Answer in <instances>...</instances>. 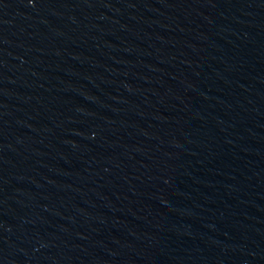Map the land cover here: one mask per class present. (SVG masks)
Listing matches in <instances>:
<instances>
[{"label": "water", "instance_id": "water-1", "mask_svg": "<svg viewBox=\"0 0 264 264\" xmlns=\"http://www.w3.org/2000/svg\"><path fill=\"white\" fill-rule=\"evenodd\" d=\"M0 264H264V0H0Z\"/></svg>", "mask_w": 264, "mask_h": 264}]
</instances>
